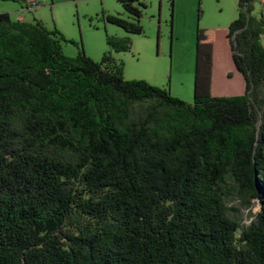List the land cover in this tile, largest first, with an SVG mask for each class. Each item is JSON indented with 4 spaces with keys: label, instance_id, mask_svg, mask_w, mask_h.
Here are the masks:
<instances>
[{
    "label": "trees",
    "instance_id": "1",
    "mask_svg": "<svg viewBox=\"0 0 264 264\" xmlns=\"http://www.w3.org/2000/svg\"><path fill=\"white\" fill-rule=\"evenodd\" d=\"M117 1L128 18L103 21L143 34L147 4ZM254 4L239 0L225 31L198 30L193 104L124 78L113 52L130 37L107 35L100 61L72 58L62 43H78L57 29L0 14V264H264ZM233 192L261 206L248 225L229 212Z\"/></svg>",
    "mask_w": 264,
    "mask_h": 264
},
{
    "label": "rangeland",
    "instance_id": "2",
    "mask_svg": "<svg viewBox=\"0 0 264 264\" xmlns=\"http://www.w3.org/2000/svg\"><path fill=\"white\" fill-rule=\"evenodd\" d=\"M39 6L26 10L29 21L40 20L50 31L57 29L66 40L63 53L72 58L83 49L88 57L100 61L103 54L111 51L106 39L130 37L132 50L113 52L117 61L124 63L126 80H145L147 83L169 90L172 96L193 104L196 72V42L198 30H227L237 18L239 0H141L147 4L141 24L144 33L133 35L118 26L103 21L102 14L120 15L128 18L117 0H37ZM27 4L22 0H0L2 9L19 8ZM253 16L264 15V6L255 2ZM14 20L16 14L11 12ZM221 30V31H220ZM217 47L222 39L216 40ZM217 73L220 89L228 88L222 80V67ZM218 76V75H216ZM227 84V86H226ZM249 207L235 192L228 199L229 212L241 219L243 224L252 222L261 206L252 202Z\"/></svg>",
    "mask_w": 264,
    "mask_h": 264
},
{
    "label": "crops",
    "instance_id": "3",
    "mask_svg": "<svg viewBox=\"0 0 264 264\" xmlns=\"http://www.w3.org/2000/svg\"><path fill=\"white\" fill-rule=\"evenodd\" d=\"M1 1H8V0H1ZM22 1L25 2L24 0H22ZM27 9L28 8L25 7V5H21L19 8H15V9L13 8L10 11L8 10V8L2 9V11H0V14H2V13H9L11 15V17H13V15L11 14V12H14V14H16V19L15 20H26V21H29L28 14L26 12Z\"/></svg>",
    "mask_w": 264,
    "mask_h": 264
},
{
    "label": "built area",
    "instance_id": "4",
    "mask_svg": "<svg viewBox=\"0 0 264 264\" xmlns=\"http://www.w3.org/2000/svg\"><path fill=\"white\" fill-rule=\"evenodd\" d=\"M25 3L27 4V8H33L39 6V2L37 0H24ZM255 2H258L262 6H264V0H255Z\"/></svg>",
    "mask_w": 264,
    "mask_h": 264
}]
</instances>
